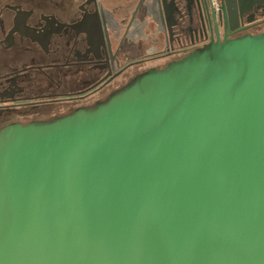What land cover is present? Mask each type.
I'll return each mask as SVG.
<instances>
[{
    "label": "water",
    "instance_id": "1",
    "mask_svg": "<svg viewBox=\"0 0 264 264\" xmlns=\"http://www.w3.org/2000/svg\"><path fill=\"white\" fill-rule=\"evenodd\" d=\"M0 264H264V35L1 130Z\"/></svg>",
    "mask_w": 264,
    "mask_h": 264
},
{
    "label": "flooded vegetation",
    "instance_id": "2",
    "mask_svg": "<svg viewBox=\"0 0 264 264\" xmlns=\"http://www.w3.org/2000/svg\"><path fill=\"white\" fill-rule=\"evenodd\" d=\"M262 35L256 0H0V131L95 111L210 42Z\"/></svg>",
    "mask_w": 264,
    "mask_h": 264
},
{
    "label": "built area",
    "instance_id": "3",
    "mask_svg": "<svg viewBox=\"0 0 264 264\" xmlns=\"http://www.w3.org/2000/svg\"><path fill=\"white\" fill-rule=\"evenodd\" d=\"M210 1H211V3H212L213 5H215V6L217 5V1H218V0H210Z\"/></svg>",
    "mask_w": 264,
    "mask_h": 264
}]
</instances>
